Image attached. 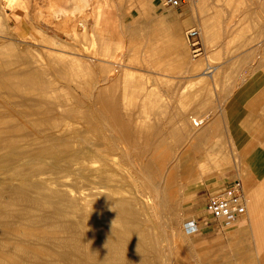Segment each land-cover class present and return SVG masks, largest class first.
Segmentation results:
<instances>
[{"label": "rangeland", "instance_id": "obj_1", "mask_svg": "<svg viewBox=\"0 0 264 264\" xmlns=\"http://www.w3.org/2000/svg\"><path fill=\"white\" fill-rule=\"evenodd\" d=\"M209 1L0 0V264H126L89 240L91 209H103L108 195L91 187L98 168L109 172L99 184L133 198L134 227L146 236L124 237L135 250L129 264H244L234 259L228 222L221 231L185 229L201 217L206 190L217 188L208 183L238 168L220 119L205 111L219 89L198 72L215 58L194 57L185 37L198 27L203 47L218 45L195 21L212 18ZM57 9L81 11L58 19ZM73 156L95 167L74 172ZM218 241L226 256H212Z\"/></svg>", "mask_w": 264, "mask_h": 264}, {"label": "crops", "instance_id": "obj_2", "mask_svg": "<svg viewBox=\"0 0 264 264\" xmlns=\"http://www.w3.org/2000/svg\"><path fill=\"white\" fill-rule=\"evenodd\" d=\"M192 1L208 4V0ZM224 1L229 3V8L221 5L222 2L216 5L214 0L209 1L211 6L206 7L211 10L212 18H208V22L196 17V23L208 29V40L218 44L203 47L200 29L195 27L199 32V55L211 52L215 58L211 65L204 58L205 68L198 73L202 72L211 79L213 90L215 84L218 85L219 92L213 94L211 105H207L205 111L220 119L221 128L217 131L223 134L227 147L235 154L233 162L238 168L233 167L236 170L229 177L227 174L218 180H210L208 184H221L226 178L244 175L248 210L244 218L227 223L234 246L233 256L244 264L248 261L264 264V0ZM223 13L226 17L222 16ZM216 15L221 18L216 20ZM185 24L181 18L174 26L180 29ZM215 34L219 35L217 39ZM227 49L233 53L223 58L222 52ZM220 224L204 228L221 231L224 225ZM218 242L211 245L217 246L212 256H226L224 244Z\"/></svg>", "mask_w": 264, "mask_h": 264}, {"label": "bare ground", "instance_id": "obj_3", "mask_svg": "<svg viewBox=\"0 0 264 264\" xmlns=\"http://www.w3.org/2000/svg\"><path fill=\"white\" fill-rule=\"evenodd\" d=\"M74 7L75 6L73 5V8ZM79 8H77V9L79 10ZM70 10H72V9H70ZM57 11H58V9H57ZM74 11L67 12L66 10L65 11L64 10H59L57 12L56 16L58 17V19H59V17L63 18L67 14L73 15V14L77 13V12H74ZM80 11H81V9H80ZM79 12H78V14H79ZM78 14H75V15L78 16ZM81 14H82V12H81ZM193 121H197L198 122V120L192 119V123L195 126V123ZM197 125H199V124H197ZM73 160H74V168H72V169H74L73 171L77 172V173H80V171H83V170H85V171L87 170L88 171L92 167H95L93 165L94 162H95V159H86V158H82V156L81 157L80 156L79 157L73 156ZM127 161H129V160L127 159ZM20 164L21 163H18L17 165H12V167L15 168V171H14L15 174H20L21 171L20 170H16V167L18 165H20ZM98 169H99V172L97 170H94V171L92 169L90 170L91 171V175L92 176L95 175L98 178V181H95V180L92 181V183L94 185L91 186V187H92V189L93 188L94 189H98V188H102L103 187V188L108 190V195L106 196V199H104L105 207L103 209H97L98 207L97 208L92 207V209H91V214H90V216L88 218L89 219V224L91 226V231L88 233L89 238H90L89 240L93 244L94 243H101L103 245L101 247H104L105 249H108L109 252L111 253L110 255L115 254V256H119L120 259H121V263H126V264L132 263V260H133L132 257L134 256L135 250L134 251L133 250L129 251V250H126V248L123 247V245L125 244L124 243L125 242L124 241V237L125 236L130 237L132 240H135V241L137 239L142 240L143 238H146V236L143 233H138L136 228L134 227L135 226V220H136V214L131 209L133 198H128V197L123 196V194H122L123 189H122V187H120V185H112L111 186V184H108V183H106V185L99 184L98 183L99 182V178L102 177L103 175H104V178L106 179V181H108V173L109 172H105L106 170L100 171V168H98ZM70 172H72V171H70ZM34 173H35V171H31L29 173H24V179L25 180L30 179L34 175ZM43 181H44V179H42V178L37 179L38 183H40V182L42 183ZM92 194L93 193L91 192L90 195H92ZM104 220L113 221V222L116 223V225L115 226H111L110 225L108 227H103L102 226L103 224L101 222L104 221ZM113 229L117 231V234L109 235L110 232ZM97 239H98L99 242L95 241ZM160 242L161 241L158 238V235L156 233L155 234V238H154V244H155L154 246H157L159 248ZM142 249H143V247H142ZM94 255L96 256V253H94L92 251H90L87 254V258L86 259L89 260L88 261L89 263H92L91 261H93V263H94V260H95ZM105 257L108 258V256H105Z\"/></svg>", "mask_w": 264, "mask_h": 264}, {"label": "built area", "instance_id": "obj_4", "mask_svg": "<svg viewBox=\"0 0 264 264\" xmlns=\"http://www.w3.org/2000/svg\"><path fill=\"white\" fill-rule=\"evenodd\" d=\"M188 0H161L163 6L177 8ZM186 41L191 48L193 56H198L201 51L199 32L191 28L185 33ZM195 125L201 124L202 120L193 121ZM201 217L188 219L185 222L187 233L198 231L201 225L208 226L228 222L240 218L246 213L247 198L240 177L229 178L217 188L203 194Z\"/></svg>", "mask_w": 264, "mask_h": 264}]
</instances>
